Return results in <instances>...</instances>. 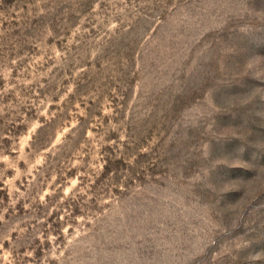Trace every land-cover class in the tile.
Segmentation results:
<instances>
[{
    "label": "rangeland",
    "instance_id": "obj_1",
    "mask_svg": "<svg viewBox=\"0 0 264 264\" xmlns=\"http://www.w3.org/2000/svg\"><path fill=\"white\" fill-rule=\"evenodd\" d=\"M0 264H264V0H0Z\"/></svg>",
    "mask_w": 264,
    "mask_h": 264
}]
</instances>
